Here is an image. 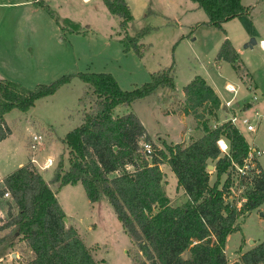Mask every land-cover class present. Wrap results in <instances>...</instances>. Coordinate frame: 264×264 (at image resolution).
<instances>
[{
    "label": "trees",
    "instance_id": "16d2710c",
    "mask_svg": "<svg viewBox=\"0 0 264 264\" xmlns=\"http://www.w3.org/2000/svg\"><path fill=\"white\" fill-rule=\"evenodd\" d=\"M110 12L119 18L120 28L127 30L134 15L128 0H103ZM205 10V24L224 29L223 24L249 14L251 6L242 0H193ZM64 28L80 31L81 26L61 17L51 5L39 2ZM150 31L146 26L134 35L125 34L127 49L142 54L139 41ZM216 61L232 64L237 74L245 65L232 41L222 42ZM174 65L155 71L151 79L132 89H124L110 72L84 71L66 74L35 88L0 78V142L12 134L5 115L13 109L28 111L37 100L55 94L74 77L84 83L79 104L91 103L82 122L70 130L63 141L69 148V167L63 157L46 180L29 160L3 177L0 194L10 192L16 212L1 230L13 228L26 243L31 254L21 264H110L98 259L80 230L67 223L68 215L52 184L63 187L82 183L91 203L107 199L124 231L138 252L131 255L132 264H229L226 253L229 235L241 229L238 220L264 204V170L253 160L244 173L250 144L243 132L231 121L211 128L210 118L217 115L222 102L214 88L201 75L185 87V113H193L202 135L189 143H167L157 147L138 114L130 111L115 115L119 105L151 96L161 88H175ZM252 103H247L250 108ZM225 138L229 151L223 154L218 141ZM153 146L147 155L142 142ZM216 160V181L210 182L209 160ZM167 163L175 173L178 187L188 196L182 204H173L164 186L160 165ZM227 178L221 186V177ZM235 174V176H234ZM240 179L244 201L239 207L229 201L230 189ZM15 244L10 235L0 236V256ZM188 252L189 256L184 254ZM242 252V250H241ZM233 264H264V240L243 252Z\"/></svg>",
    "mask_w": 264,
    "mask_h": 264
},
{
    "label": "rangeland",
    "instance_id": "374dc122",
    "mask_svg": "<svg viewBox=\"0 0 264 264\" xmlns=\"http://www.w3.org/2000/svg\"><path fill=\"white\" fill-rule=\"evenodd\" d=\"M19 1L21 0H0L8 3L0 6V78H7L33 89L41 83H50L66 74L84 71L110 72L119 80L122 88L132 89L149 81L156 70L174 65L175 81L181 88L194 76L208 74H211V81L226 99L234 96L225 89L228 82L239 87V93L234 98V107L231 108L233 114L247 111L246 102L249 103V99L244 98L248 95L253 97L255 94L254 82L249 75L245 72L238 75L229 62H223L222 68L215 64L220 47L217 46L219 37L227 31L237 43V38L243 33L244 23L236 20L228 25L229 28H225L226 31L205 24L208 15L193 0H171L173 6L165 0H131L129 5L134 20L128 24L126 31L120 28L121 18L112 14L102 0L90 3L83 0H54L51 4L61 16L69 17L80 24V31L66 30L45 9L37 7L33 10L30 6H18L16 3ZM242 3L251 6L250 14L245 20L257 29L249 41L256 38L258 43L253 49H248L249 55L245 60L259 75L257 107L264 113V51L260 46V38L264 36V1L242 0ZM146 26L150 27V31L139 41L142 54H138L133 48L127 49L122 41L125 34L134 35ZM237 44L241 45V41ZM84 85L79 77H74L55 94L37 100L28 111L13 109L6 114V124L14 130L16 140L25 131L28 123H36L34 125L37 133L27 137L25 134L20 139L21 142L25 141L31 157L44 146L48 135L55 134L54 129L62 135L68 129L69 122L72 127L82 122L83 114L90 109L91 104L88 100L86 105L79 104ZM156 94L138 100L131 106V111L140 113L149 125L151 122L155 124L162 109V100L157 99ZM241 103L243 107L239 108ZM252 104L255 106L253 101ZM120 107L124 108L121 105ZM70 113L73 117L68 115ZM114 113L121 115L115 110ZM230 115L222 104L217 115L210 118L209 125L216 128L226 122ZM240 131L251 146L264 150V118L257 132H248L244 127ZM34 134L42 135L41 144L36 151L30 146ZM194 138H197L195 129L190 141ZM222 139L228 144L225 138ZM156 140L157 142L153 140L155 145L160 147L159 139ZM21 142L19 141L23 145ZM218 144L222 149L219 142ZM51 152L58 154L60 151L54 149ZM31 157L29 160L34 163L35 159ZM61 157L68 168L69 157ZM256 161L264 168V154L258 155ZM5 162H0L1 175L13 171V168H7ZM45 162L34 164L44 178H48L50 172L54 173L58 161L55 163L52 159V165L46 168H50L47 174L42 171ZM215 164L216 160H209L212 184L217 177L215 168L210 166L215 167ZM226 178V174L221 177V186ZM163 181L172 203H184L185 197L179 190L175 191L170 181L167 184L166 178ZM235 183L230 189L228 199L240 207L244 201L245 189L240 184V179ZM52 188L57 192L68 215L67 223L78 227L98 259H105L110 264H132L131 255L137 253L138 248L124 231L107 199L91 203L82 183L63 187L52 184ZM0 205L3 216L1 220L5 224L9 218V210L14 213L17 210L15 203L9 205L0 200ZM238 222L241 229L232 233L226 246L229 261L235 257L240 245L255 246L264 240V204L241 216ZM7 234L13 237L15 244L0 256V264H21L31 252L13 228L0 230V236ZM184 256L188 257L189 253L186 252Z\"/></svg>",
    "mask_w": 264,
    "mask_h": 264
},
{
    "label": "crops",
    "instance_id": "0c3cea01",
    "mask_svg": "<svg viewBox=\"0 0 264 264\" xmlns=\"http://www.w3.org/2000/svg\"><path fill=\"white\" fill-rule=\"evenodd\" d=\"M40 1L41 0H21V1L17 2L16 4L18 6H30V7L33 8V10H35L37 7H41V8L44 9V7L39 3ZM43 1L49 3L50 5L54 2V0H43ZM83 1L85 3H90V2H93V1L99 2L100 0H83ZM130 1L131 0H128L129 3H130ZM165 1L169 5L173 6V4L171 3V0H165ZM102 2L104 3L103 0H102ZM5 4H8V3L0 2V6H3ZM245 6H248V5H245ZM249 14L240 15V16L235 17V18H233V19H231V20H229V21H227V22H225L223 24V28L225 29L226 27H228V25H230L231 23H233L236 20H239L240 23H242V22L244 23L243 29H242L243 33H241V35L237 38L238 41H241V45L237 44L238 41L236 43L233 35L230 34V32L228 33L226 31V29H227L226 28L225 29L226 32L224 33V35H222V37H219L220 39L218 40L217 46L218 47L221 46L222 42L227 37L232 41L233 45L235 46V48L239 52V54L241 56V59L243 60V62L245 61L244 65H245L247 73L251 77L250 79L253 80V82H254V88H255L254 89L255 90V94L254 95H256L257 94L256 92L258 91V89H260V83L258 81L259 75L256 72V69L253 68L245 60L246 56L249 55V50L248 49H253V47H251V48L250 47H246L244 45V43L246 44L249 41V38L254 36V34L256 33L255 31L257 30L255 28H253V26H251V24H250V22H248V20H245L246 17H248ZM61 17H63V16H61ZM63 18H69V17H63ZM257 43H258V41H257ZM260 46H261V49L264 51V36L260 38ZM219 48H218V50H219ZM215 62H216L215 64H217L218 68H222L223 62H227V61H220V62L215 61ZM168 67H170V66H165L164 68H168ZM161 69H158V70H161ZM190 76L191 75H189V78H190ZM210 76H211V74H208L207 76L205 75V76H202V77H204L206 79V81L214 88V90L216 91V93L220 97L221 102H222V104H223V106L225 108V102H227L229 99H226V98H224L222 96V94L220 93L219 89L216 87V84L213 81H211ZM228 83H230V82H228ZM187 84H185L183 86V88H181V87L178 86V84L175 81V88L174 89L169 88V87H161L157 91V94L155 93L158 96L157 99L162 100V109L160 111L159 118L157 119L155 124H154V122H151V124L149 125L147 123V121H145L144 117H142V115L140 113H137L138 116L140 117L141 121L144 123L145 127L147 128L149 136H151L152 139L155 142H157L156 139H159L160 142H158V143H159V145H161L160 147H163L162 145L165 142H167V143H182L183 142L185 144L189 143L191 137L193 136V129L196 130V137H199L203 133L202 130L200 128H198V122H197L194 114L193 113L187 114V113H185V111L183 109V105L182 104H184V101H185L184 87ZM231 84H233V83H231ZM120 85H121V83H120ZM246 88L248 89V87H246ZM225 89H226V85H225ZM246 98L249 99V103H250L252 96L250 97L248 95L244 99H246ZM257 101H258V99L256 101H254L255 106L258 105ZM246 103H248V102H246ZM121 106H123L124 108H121L120 105L115 108V111H117L118 114L122 115L124 113H127V112L131 111V106H125V105H121ZM238 107L242 108L243 104L241 103ZM68 115L70 117H73V114H71V113L68 114ZM5 119H6V117H5ZM73 120H74V118H73ZM6 121H7V119H6ZM34 124H36V123L35 122L34 123H32V122L28 123L26 125V127L24 128L25 131H23L21 136L19 135L20 136L19 139H17V140L15 139V132L12 129L13 133L9 137H7L6 139H4V140H2L0 142V162L1 161H6L5 165L7 166V168H13V170H14V169H17L18 167L24 165L25 163H27L29 161V159L31 157V154H30V152L28 154L29 150L26 149V147H25V141L21 142L20 139H23L22 137L25 134H26V137H27L30 134L37 133L35 131V125ZM75 127L76 126L72 127V123L69 122L68 123V129L65 130V133L62 134V135L59 134L56 129H54L55 130V134H53V135L50 134V135H48L46 137V139H45L46 142H45L44 146H42V148H41L42 150L40 149L41 151L39 150L38 152H36L31 157V158L34 157L33 158V159H35L34 163L42 164L43 162H45V160L47 158L53 159V162L56 163V161L59 162L61 156H64V157L68 158L69 157L68 156L69 149H68V146L63 141V138L65 137V135L70 130H72ZM52 132L53 131H51V133ZM19 141L21 143H23V145L20 144ZM44 149H45V151H44ZM54 149L59 150L60 152L58 154L57 153L53 154L51 152V150H54ZM58 158H59V160H58ZM36 161H38V162H36ZM160 167H161L162 171L164 172V178H166L165 182L168 184V182L170 181L169 183H171V185H173L175 187V191L179 190V193H181V195H183L185 197L184 201H187L188 196H187V194H186V192H185V190L183 188L178 187L177 177H176L175 173L172 171L171 167L167 163H162L160 165ZM1 170H2V168L0 167V172H1ZM6 170H8V169H6ZM47 170L48 169H44L42 171H44V173L47 174L48 172H50V168H49L48 171ZM263 170H264V168H263ZM7 174H8V172L3 174V175L0 174V178L3 179V177L6 176ZM53 174L54 173L50 172L49 173V177L45 178V179L46 180H50L53 177ZM166 174H167V177H166ZM231 235H229L228 240L230 239ZM228 240H227V242H228ZM252 247H253V245H248V246L247 245H243V247H242V245H240V249L237 251L235 257L232 260L229 261V264H233L235 262V260L243 252L251 249ZM241 250H242V252H241Z\"/></svg>",
    "mask_w": 264,
    "mask_h": 264
},
{
    "label": "built area",
    "instance_id": "2783aa9c",
    "mask_svg": "<svg viewBox=\"0 0 264 264\" xmlns=\"http://www.w3.org/2000/svg\"><path fill=\"white\" fill-rule=\"evenodd\" d=\"M226 90L230 93H233L234 96L229 99L226 103H225V108L227 109V112H229L230 117L227 121H231L236 127L243 128L251 133H255L258 131V128L264 118V113L257 107V106H251L250 108L247 109V111H242L241 113H237V114H233L232 109L234 107V98L236 97V95L239 93V87L231 84V83H227L226 84ZM258 99L257 95H254L251 98L250 103H252V101H256ZM253 105V104H252ZM243 110V109H242ZM218 127V126H217ZM216 127V128H217ZM242 130V129H241ZM41 140H42V135L41 134H34L32 136V141H31V148L35 149V151L39 148L40 144H41ZM222 147V151L223 152H227V150L229 149L228 144L224 141V139H220L218 141ZM224 143V144H223ZM142 147L145 151V153L149 156H151L153 154V146L150 142L148 141H143L142 143ZM264 154V150H260L256 147H253L250 145V151H249V155L248 158L246 160V165L244 167H238V171L241 173H244L245 170L247 169V167L252 164L253 160L258 156ZM50 165H52V159L48 158L45 162L44 165V169L48 168ZM0 190L4 187V182L3 179L0 178ZM0 200L4 201L5 204H11L14 203V200L10 194V192H4V194H0ZM1 205H0V230H1V226L4 225V220L2 221L1 217H3L1 215Z\"/></svg>",
    "mask_w": 264,
    "mask_h": 264
},
{
    "label": "water",
    "instance_id": "95a60500",
    "mask_svg": "<svg viewBox=\"0 0 264 264\" xmlns=\"http://www.w3.org/2000/svg\"><path fill=\"white\" fill-rule=\"evenodd\" d=\"M257 43L256 38H252L248 43L245 44L246 47H253ZM212 168H215L214 166H210ZM68 218H66L67 220Z\"/></svg>",
    "mask_w": 264,
    "mask_h": 264
},
{
    "label": "bare ground",
    "instance_id": "6f19581e",
    "mask_svg": "<svg viewBox=\"0 0 264 264\" xmlns=\"http://www.w3.org/2000/svg\"><path fill=\"white\" fill-rule=\"evenodd\" d=\"M224 144V143H223Z\"/></svg>",
    "mask_w": 264,
    "mask_h": 264
}]
</instances>
